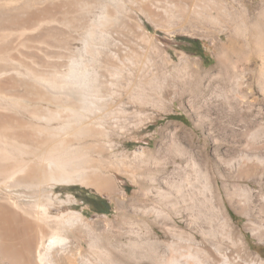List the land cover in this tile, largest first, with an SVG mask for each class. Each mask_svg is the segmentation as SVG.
I'll use <instances>...</instances> for the list:
<instances>
[{
	"label": "rangeland",
	"instance_id": "374dc122",
	"mask_svg": "<svg viewBox=\"0 0 264 264\" xmlns=\"http://www.w3.org/2000/svg\"><path fill=\"white\" fill-rule=\"evenodd\" d=\"M185 1L0 0V127L20 123L23 125L20 132L26 139L23 144L0 138V153L4 155L1 164L18 167L27 162L39 164L38 155L45 150V144L57 140L58 133H54V128L60 122H48L51 119L49 113L57 109L58 103H69L60 92V80L68 72L71 59L84 57L85 41L89 46L84 58L90 54L97 61L99 47L113 52L119 47L122 61L128 63L117 64V70L109 71L113 73L114 86L109 89L112 98L102 116L104 130L94 139L83 133L79 135L85 137L75 138V141L81 139L82 144H94L95 149H103L104 157L112 164L104 167L103 172L112 177L114 192H98L78 183L40 185L38 182L37 185V182L31 184L25 180L4 181L5 177L0 176V201L16 202L21 212L41 203L38 210V207H32L34 211L28 215L31 221L36 219V211L43 207L48 209L47 215L55 222L67 218L70 212L83 214L76 236L82 259L88 262L107 264L110 246L128 256L131 252L128 250L129 239L139 237L144 241L147 237L143 226L131 222L132 209L128 203L138 188L133 177L124 171L132 175H139L145 167H165L169 171L175 165L183 167L190 159L198 161L200 157L209 161L206 165L209 177L203 180L190 174V181L197 189L206 186V189L217 191L224 213L234 222L238 234L244 237L252 252L264 259V237L254 234L260 224L253 217L248 219L235 213L224 190L229 184L232 188H244L248 191L245 195L247 206L251 208V192L258 190L259 179L257 176L236 177L228 181L220 164L227 151L243 152L245 141H254V135L244 133L243 120H259L257 138L264 141V97L257 82V71L260 69L262 74L264 65L262 67L260 60H254L250 71L239 66L248 77L247 88L242 89L244 94L237 91L233 81L224 87L217 79H205L201 84L204 98L218 97L223 102L220 106L205 107L202 100L195 103L191 93L183 94L193 70L180 68L183 57L194 60L202 69H209L216 62L217 42L220 37L222 40L226 37L220 33L224 28L220 22L206 27L183 23L178 5ZM211 1L221 6L233 4L244 11L250 7L251 15L257 14L264 3L263 0ZM189 39L201 43L202 56L190 51ZM136 87L147 91L150 97L155 96L151 101L146 100L142 109L138 105ZM160 90L164 96L158 102L156 94ZM245 94L249 97H244ZM39 126H46V129ZM257 155L263 159L264 148L258 150ZM91 194L107 201V212H97L88 204ZM119 202L124 206H119ZM205 211L204 206L196 205L198 216L205 217ZM176 220L181 221L177 216ZM248 221L255 224V229L246 226ZM224 222L222 217L212 218V226L219 229L225 227ZM155 229L161 233L159 227ZM101 235L108 238L109 244ZM200 239L198 234L197 241ZM129 255L134 256L136 262H132L136 264L138 255L137 258L134 253ZM0 264L7 263L0 257Z\"/></svg>",
	"mask_w": 264,
	"mask_h": 264
},
{
	"label": "bare ground",
	"instance_id": "6f19581e",
	"mask_svg": "<svg viewBox=\"0 0 264 264\" xmlns=\"http://www.w3.org/2000/svg\"><path fill=\"white\" fill-rule=\"evenodd\" d=\"M249 8L248 11H244L233 4L221 6L220 3L211 0H186L185 3H179L178 14L183 23L206 27L213 25L214 22H220L224 25L220 33L226 36L224 40L220 37V41L216 44V62L211 68L202 69L194 60L191 61L185 56L180 63V68L193 69L192 77L186 82L187 87L183 94L191 93L195 103L202 100L205 107L212 105L217 107L223 104L218 97L204 98L201 84L205 79H213V81L217 79L224 84V87L233 81L239 90L235 89L244 94L242 89L245 86L247 88L248 78L243 71L244 68L250 71L254 60H260V65L263 67L264 3L260 5L259 12L255 15L250 14ZM87 42L85 41L83 46L85 55L89 46ZM98 49L97 53H100L102 60L98 58L99 60L96 61L90 54L87 58H84V55L81 59H71L68 72L61 77L60 92L69 99V103L66 105L58 103L56 110H50L51 119H48V122L52 120L60 122V125L54 128V133H58L57 140L45 144V150L43 148V152L38 155L39 164L27 162L18 167L0 163V176L5 177L4 181L25 180L31 184L37 182V185L78 183L98 192L109 194L114 192L112 177L103 172V168L111 164L104 157L103 149H95L94 144H82L81 139L75 141L77 137L97 138L96 134L100 135L104 130L102 116L112 98L113 93L109 89L114 86V78L111 75L113 73L110 74L109 71L117 70L119 64L124 66L126 63L125 60L122 61L119 47L115 52L103 46ZM240 65L244 68H239ZM259 71H257V82L264 97V72L261 74ZM136 90L141 109L147 103L146 100H153L155 97H150L144 89L136 87ZM161 90L156 94L158 102L163 100L164 93ZM243 96L249 97L247 94ZM248 119L243 120L242 129L244 133L254 135V141L243 143L246 151H227L224 159H220V164L224 170V178L228 181L236 177L248 179L257 176L259 179L258 190L251 192L253 198L251 208L247 206L248 200L245 195L248 191L244 188H232L229 184L224 186V190L235 213L243 214L248 219L253 217L260 224L256 226L254 234L262 238L264 237V158H260L257 152L264 148V141L260 142L257 138L259 120ZM38 128L46 129V126ZM22 129L23 125L17 122L11 126L2 125L0 138L7 141L13 139L17 143L24 144L26 139L20 132ZM82 133L85 136L79 135ZM3 159L4 155L0 153V162ZM195 160L190 159L183 164V167L175 165L169 171L165 167L161 169L145 167L139 175L124 171V174L133 177L132 180L138 188L128 203L132 209L131 222L143 226L147 235L144 241L139 237L130 238L128 241V250L135 256L138 255L136 264H264V259L251 251L244 237L238 234L234 222L224 213L217 191L206 189V186L204 189H197L195 183L190 181V174L203 180L209 177V169L206 167L209 161L204 157ZM18 205L14 201H0V257L4 262L7 264L99 263L82 259L81 248L77 245L76 233L80 232L79 226L82 225L83 214L70 212L67 218L55 222L51 220L50 215H47L48 209L43 207L41 211H36L34 214L36 219L33 216L34 220L31 221L29 216L34 211L32 207H38L36 208L38 210L41 203H35L30 208H22V212L19 211ZM118 205L124 206L123 202H119ZM196 205L205 207L207 213L205 217L198 216ZM176 216L181 221H177ZM218 216L224 218L226 222L222 229L212 226V218ZM246 226L255 229V224L249 221ZM155 227H159L161 233ZM198 234L201 239L197 241ZM101 238L107 243L108 238L102 235ZM109 248L110 259L107 264H133L134 256L129 255L132 254L131 252L128 256H123L111 246Z\"/></svg>",
	"mask_w": 264,
	"mask_h": 264
},
{
	"label": "flooded vegetation",
	"instance_id": "af4514ba",
	"mask_svg": "<svg viewBox=\"0 0 264 264\" xmlns=\"http://www.w3.org/2000/svg\"><path fill=\"white\" fill-rule=\"evenodd\" d=\"M193 43H191L190 45L191 46H193L192 45ZM195 45V47H196V50H194L193 52H199L200 54H202L203 55V48L200 46V47H197V44H194ZM95 195H93V194H91L89 197V203L88 204H90L93 208H94V210H99V209H103V208H105L106 207V205H107V201H106V203H102V202H100L99 200H96L97 198L96 197H94Z\"/></svg>",
	"mask_w": 264,
	"mask_h": 264
},
{
	"label": "trees",
	"instance_id": "16d2710c",
	"mask_svg": "<svg viewBox=\"0 0 264 264\" xmlns=\"http://www.w3.org/2000/svg\"><path fill=\"white\" fill-rule=\"evenodd\" d=\"M188 41V43L189 44H191V43H193L192 45V47L190 48V51H192V53H194V54H197V55H199V56H202V54H200L199 52H193L194 50H196V47H195V45L194 44H197V47H200L201 46V43L198 41V40H196V39H192V40H187ZM94 197H96L97 199L96 200H99L100 202H102V203H106V201L103 199V198H100L99 196H94ZM90 201H88V203H89ZM97 212H107L108 211V204L106 205V207L105 208H103V209H99V210H96Z\"/></svg>",
	"mask_w": 264,
	"mask_h": 264
}]
</instances>
